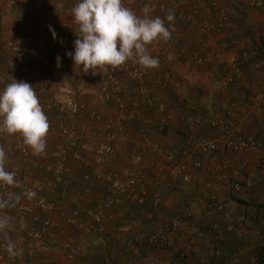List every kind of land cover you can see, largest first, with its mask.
<instances>
[{
    "label": "crops",
    "instance_id": "crops-1",
    "mask_svg": "<svg viewBox=\"0 0 264 264\" xmlns=\"http://www.w3.org/2000/svg\"><path fill=\"white\" fill-rule=\"evenodd\" d=\"M149 1L123 0V3L125 7L143 17V8L145 6L149 7ZM163 1L165 8L154 12L152 18L162 16L166 19L167 15L173 14L175 19L169 23H173L177 27V35L174 38L172 37V42L156 41L150 45L149 53L160 61L159 67L153 68L151 72L162 78L175 75L180 82V86L179 88L165 89L161 85L149 82L154 96L163 98L167 103L190 99L192 103L184 102L180 106L185 115L189 117L195 113L205 116L216 115L220 112L223 102L235 101L238 98L243 103L244 110L248 111L247 117L242 118L239 116L238 119H242L239 123L243 125L245 134L264 138V114H257L254 107L256 103L254 102V105L251 103V100H254L258 94L264 92V65L256 70H245L243 77L237 80L234 86L224 85L222 83L223 75L230 69L219 67L222 70L217 71L215 75H211L209 69L212 66H217L215 56L211 52L224 51L221 48L223 35L218 31H214L205 36L198 31L197 27L191 26L179 18V13L186 10L190 3H195V0L184 3H180L178 0ZM78 2L79 0H51V6L49 7L51 19L46 23L52 37L51 49L49 54L43 55L37 51L33 43L27 41L26 35L31 26L21 20L22 8L11 6L8 0H0V30L13 34L15 43L25 51L27 62L37 63L41 66L49 88V92L45 95L46 98L58 97L57 85L61 82L56 81L57 75L60 79L76 80L88 87H98L100 85L98 75H92L91 72L85 74L80 69L76 72V78L74 72L72 73L61 61L62 58L67 62L73 61L66 53L74 51V41L77 39L78 26L74 22L72 9ZM229 11L234 20L243 26L248 44L259 45L261 39H264V5L260 8H251L248 6L247 0H241L236 6L229 8ZM210 16L209 9H202L201 17L203 19ZM50 29L55 30V39ZM204 37L211 42L210 50L203 52L208 59L209 68L198 66L194 61L196 51L201 48L200 43ZM0 65L9 73L21 75L11 45L2 37H0ZM67 81H62V83ZM123 82L128 98L131 101L136 100L139 102L146 116L153 119L156 116L157 118V111L155 115L154 108L143 106L141 96L138 93L139 85L132 82L127 74L123 75ZM6 86L0 84V91H3ZM241 88H245L244 91L240 90ZM44 98H39L42 107ZM81 100L87 104V108L79 115L77 126L82 130H86L80 144L86 162L84 166L74 164L72 173L67 176L68 195L63 196L58 188L51 187L46 188L41 193L49 200H60L59 211L42 214L43 217L53 218L57 224L50 228L43 240H36L28 236L24 227V222L30 217L22 219L17 215V201L0 206V244L6 242L9 248L20 246L26 252V255L14 260L7 256L6 252L0 250V264H104L100 247L101 237L98 234L86 233L80 228L69 225L63 215V212H70L75 206L71 198L73 194L82 190V177L85 172L94 176L96 185L94 192L83 198L82 205L84 208L94 207L106 193L107 181L104 179V173L110 170L116 171L113 168V162L118 153L115 152L114 160L112 159L105 164H96L94 154H92L91 160H86L91 148L94 147L97 150L104 143H110L115 150L119 149L123 152L129 150L127 146L130 149L133 148V150H141L142 148L150 150L152 158L156 159V175L150 170L154 162L150 163L144 157L148 166L147 178L150 185L153 187L155 185L156 196L160 199V204L156 206L154 216L150 217V211L144 208L141 209V206L136 202H132L128 196L122 197L119 204L106 212L107 231L115 230L126 221L131 213L139 211L141 221L134 228L131 238L149 236L160 225L169 222L178 214L185 197L200 199L202 197L200 185L204 181L212 182L213 191L219 199L226 200L229 197V180L238 177L232 174V168H218L217 166L212 168L209 159L200 151L192 149L187 142L181 140L183 137L218 139L220 132L217 128L209 125L191 126L187 121L177 118L171 124L169 132L164 134L150 133L148 140H145L142 127L138 122L127 121L123 131L108 127V122L115 123L118 120L113 104H101L89 95L82 96ZM94 108L98 110L99 117L97 119L91 117V111ZM42 110L49 123V132L54 131L56 128V112L44 108ZM94 130L98 132L95 136L92 135ZM19 136L20 133L0 132V148L5 152V168L22 169L25 164V158L12 148ZM45 140L46 148L42 153H35L30 146L32 160L51 161L54 143L47 138ZM154 143L161 146L159 152L155 153L153 151L152 144ZM89 146L92 147L89 148ZM186 149L190 150L204 165L203 169H198L190 164L189 171L192 175L190 182L171 178L166 159L168 154H173L175 160L180 162L184 160L183 152ZM138 153L142 154L140 151ZM220 155L232 164L238 160H243L248 163L250 169L255 171L252 185L249 187L244 186L240 193V198L249 205H243L237 201L232 204L236 215L244 214L247 216L244 223L247 237L244 240L234 238L227 231L226 223L218 213L210 210L207 206L197 205L194 217L189 223L172 229V246L169 249L156 248L148 253L143 247L138 253L136 250H125L122 239L119 237L114 238L112 248L115 252V264H201L200 260L202 258L207 261L206 264H223L225 260L232 259L235 252L238 253L235 264H251L257 258L261 264H264V170L256 173V169L260 164L258 155L252 153L241 155L231 152L225 147L221 148ZM244 177L245 173L239 176L241 179H245ZM47 178L45 173L39 171L24 174L10 186L11 194H20L21 184L23 183L36 185L47 180ZM35 195L33 193L24 194L22 201L29 203ZM82 218L87 221L85 216ZM196 225H205L206 237L197 235L193 230ZM184 232L188 236L180 240L179 235ZM219 235L223 237L221 242L216 237ZM209 240L216 242L218 248L211 247ZM79 243L87 245L86 254L80 257L71 256V249ZM184 252L188 256V260L182 258Z\"/></svg>",
    "mask_w": 264,
    "mask_h": 264
},
{
    "label": "built area",
    "instance_id": "built-area-1",
    "mask_svg": "<svg viewBox=\"0 0 264 264\" xmlns=\"http://www.w3.org/2000/svg\"><path fill=\"white\" fill-rule=\"evenodd\" d=\"M180 3L190 2L192 0H178ZM241 0H195V3H190L186 10L179 13V18L191 26L198 28V31L203 35H209L214 31H218L223 35L221 48L224 51L211 52L215 56V67L209 68V62L203 52L210 50L211 42L204 37L201 41V48L196 51L195 64L198 66H207L211 70V75H215L217 71L222 70L219 67L229 68L222 78V83L226 86L235 85L237 80L243 77L245 70H256L264 65V58L260 60L259 55L264 57V48L261 49L257 45H250L246 41L244 28L236 22L231 15L229 8L234 7ZM11 6L21 7V20L29 23L31 29L27 32V41L33 43L39 53L47 55L51 49V35L46 23L51 19L49 7L51 0H8ZM248 6L251 8H260L264 5V0H247ZM150 17L154 12L163 10L165 3L163 0H150ZM202 9H209L211 16L208 18L201 17ZM165 21V26L171 32V39L160 42H172V37L177 35V27L173 23H169L164 17L158 16ZM78 26V25H77ZM0 37L4 38L11 45L14 53L15 62L20 68L21 75L9 73L0 65V84L8 85L16 79L24 81L33 86L39 98H44L49 92L47 82L43 76L42 68L37 63H29L26 61L25 51L15 43L13 34L2 32ZM154 41L153 43H155ZM152 43V44H153ZM151 45V44H150ZM148 45V49L150 47ZM260 52V53H259ZM62 63L70 69L76 76V72L82 69L74 65V61L67 62L62 58ZM153 68H145L144 66L128 61L125 65L115 70L109 67L104 74L99 76L100 85L84 86L81 82L70 81L63 83L58 87V97H48L43 100V107L48 111H55V130L46 134L47 139L52 140L54 148L51 153V161L41 162L31 159V148L24 143V138L20 134L12 148L25 158L23 168H13L7 171L15 173L14 180L21 178L24 174L39 171L47 175V180L31 185L28 183L21 184L20 194H11L10 186L7 183L0 182V206L6 205L8 202L17 201V215L26 219L24 222L27 234L30 238L43 240L51 227L57 223L51 217H43L42 214L57 212L60 209V200H49L41 195L48 187L58 188L63 196L68 195L69 189L67 186V176L73 171V165L78 164L84 166L85 157L81 151V140L85 135L86 130H82L77 126L79 115L85 111L87 104L81 100L82 96L89 95L101 104H113L117 113V122H108L109 128L123 131L127 121L138 122L142 127V133L145 140H148L150 133H165L173 122L178 118L187 121L191 126L209 125L217 128L220 132V137L217 138H194L188 137L187 143L192 149L200 151L207 159H209L212 168H232V174L235 177L230 184L229 197L226 200L219 199L213 191V184L209 181H204L200 185L202 197L194 199L185 197L182 202V208L176 216L169 222H165L159 228L147 237L131 238L134 228L140 224L138 215L131 213L125 222L119 225L113 231H107L105 217L106 212L119 204L122 197L135 196L139 204H144L149 196L147 188V164L142 154L134 155L135 167L126 176L122 177L115 171H107L104 173V179L107 181V189L104 196L99 199L94 207L85 209L82 205L83 198L94 192L96 181L91 173L85 172L82 177V190L72 195L71 201L75 205L70 212H63L66 222L69 225L80 228L86 233L98 234L100 239L101 253L103 255L104 264H115V252L112 248V241L119 237L122 239L125 250H133L138 253L141 248H145L147 252H151L156 248L169 249L172 246V229L178 226L189 223L194 217L195 208L197 205L207 206L210 210L218 213L226 223V229L232 236L238 240H244L246 230L244 223L247 216L244 214L236 215L233 210V202L231 192L239 195L244 186H251L255 176V171L249 168L247 162L238 160L234 164L229 160L223 159L220 155L222 147L227 148L231 152L237 154L252 153L258 155L260 164L264 166V140L256 136L247 135L244 132L243 125L240 124L239 116L245 118L248 116V111L244 110L243 103L237 98L235 101L223 102L221 110L216 115L205 116L195 113L193 116L185 115L180 106L184 102L192 103L190 99L178 100L173 103H167L163 98L154 96L149 82L161 85L165 89L171 87L179 88L180 82L175 75H169L162 78L152 73ZM91 72V70L89 71ZM127 74L128 78L138 84V93L141 96L143 106L154 108L157 118H150L145 115L139 102L130 100L126 93V88L123 82V75ZM176 79V80H175ZM175 80V82H173ZM235 88V87H234ZM255 104L257 114H264V92L251 100ZM195 108V107H194ZM240 113V115H239ZM91 117L97 119L99 117L98 110L91 111ZM97 131H92V135H97ZM114 135V134H113ZM113 137V136H112ZM153 151L159 152L161 146L158 143L152 144ZM115 155V148L110 143L100 145L94 152V161L96 164H105L110 162ZM184 160L177 162L173 154H168L167 167L171 178L174 180L180 179L184 182H190L192 175L189 171L190 164L198 169H203V162L196 158L190 150L186 149L183 152ZM210 168V167H209ZM245 173V179L239 176ZM23 193V194H22ZM36 194L33 200L29 203L22 201L24 194ZM154 206L160 204V199L155 196L153 201ZM85 216L87 221L82 218ZM152 217L153 214L149 213ZM193 230L198 236L206 237L205 225H196ZM188 236L186 232L179 235V239H185ZM221 242L223 237L216 236ZM180 242V241H179ZM184 242V241H183ZM210 246L218 248L217 243L210 241ZM156 246V247H155ZM1 252H6L11 259H18L26 252L23 247L14 246L9 248L6 242L0 244ZM87 245L79 243L71 249V256L80 257L86 254ZM238 253L235 252L230 260H225L223 264H235V259ZM182 258L188 260V256L184 252ZM201 264H206L205 259L200 260ZM251 264H261L257 258Z\"/></svg>",
    "mask_w": 264,
    "mask_h": 264
},
{
    "label": "clouds",
    "instance_id": "clouds-1",
    "mask_svg": "<svg viewBox=\"0 0 264 264\" xmlns=\"http://www.w3.org/2000/svg\"><path fill=\"white\" fill-rule=\"evenodd\" d=\"M138 16L124 6L123 0H79L72 9L78 25L74 51L66 53L85 74H104L128 61L145 68L159 67V59L151 56L148 45L171 39V32L160 17L151 18L150 8ZM174 21L173 14L166 17ZM53 38H56L54 29ZM49 123L33 86L24 81L8 84L0 91V132L20 133L24 143L39 154L46 148ZM15 173L5 168V152L0 148V182L12 185Z\"/></svg>",
    "mask_w": 264,
    "mask_h": 264
},
{
    "label": "rangeland",
    "instance_id": "rangeland-1",
    "mask_svg": "<svg viewBox=\"0 0 264 264\" xmlns=\"http://www.w3.org/2000/svg\"><path fill=\"white\" fill-rule=\"evenodd\" d=\"M58 77H56V81L58 82H61L62 81H67L66 79H60L59 75H57ZM62 76V75H61ZM63 78V77H61ZM67 82H70V81H67ZM65 82V83H67ZM61 84H58L57 87H59ZM92 146H89V148H91ZM127 149L129 150H126L125 152L119 150V149H116L115 152L118 153L115 157V161L113 162V168L116 170L115 172L118 173L120 176H124L126 177L133 169H134V160H133V156L138 153V151H140L143 156L146 158L147 161H150V163L154 162L152 165H151V168L150 170H152L155 175H156V159H153L152 158V153L150 152V150H147V148H142L141 150H138V149H135L133 150V148L130 149V147L127 146ZM94 151H95V148H91V151L89 152V156L87 157L86 156V160H91L92 158V154H94ZM121 154V155H119ZM112 158V159H113ZM114 160V159H113ZM95 164V162H94ZM96 165V164H95ZM98 166V165H96ZM113 171V170H112ZM155 186V185H154ZM156 188V187H155Z\"/></svg>",
    "mask_w": 264,
    "mask_h": 264
},
{
    "label": "trees",
    "instance_id": "trees-1",
    "mask_svg": "<svg viewBox=\"0 0 264 264\" xmlns=\"http://www.w3.org/2000/svg\"><path fill=\"white\" fill-rule=\"evenodd\" d=\"M257 46L260 49H261V47L264 48V39H261L259 45L257 44ZM259 58H260V60H263L264 57H263L262 54H260L259 55ZM244 89L245 88H241L240 90H243L244 91ZM167 132H169V129L165 133H167ZM259 138L264 140V138H261V137H259ZM181 140L182 141L184 140V142H187V137L186 138L183 137ZM262 170H264V166L262 164H259V167L256 169V173H257V171L259 172V171H262ZM234 180H236V179L230 178L229 184H231V182L234 181ZM253 182H254V179H253L252 183ZM147 188H148V191H149V196H148L147 201L144 204H139V202H138V200H137V198L135 196H131V197H129V199L132 202L138 203L141 206V209L144 208V209L150 211L153 214V216H154L156 207L154 206L153 201H154V198L156 196V188H155V186L153 187L152 185H150L149 182L147 183ZM229 192H230V189H229ZM230 195H231V197H233V199L235 201L239 202L240 204L249 205L245 200H243L242 198H240V194L239 195H235V194H233L231 192ZM133 213L136 214V215H138V217L140 218V221H141V214L139 213V211L133 212Z\"/></svg>",
    "mask_w": 264,
    "mask_h": 264
}]
</instances>
